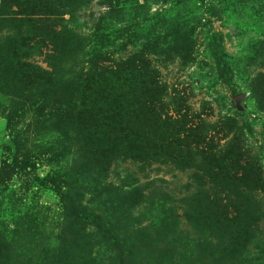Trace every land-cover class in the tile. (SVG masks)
<instances>
[{
	"label": "rangeland",
	"instance_id": "rangeland-1",
	"mask_svg": "<svg viewBox=\"0 0 264 264\" xmlns=\"http://www.w3.org/2000/svg\"><path fill=\"white\" fill-rule=\"evenodd\" d=\"M0 264H264V0H0Z\"/></svg>",
	"mask_w": 264,
	"mask_h": 264
},
{
	"label": "trees",
	"instance_id": "trees-1",
	"mask_svg": "<svg viewBox=\"0 0 264 264\" xmlns=\"http://www.w3.org/2000/svg\"><path fill=\"white\" fill-rule=\"evenodd\" d=\"M68 213L73 220H76V222L78 223H82V220H84V218H86L88 214H90V211L87 209L85 205L82 204V202L78 201L76 202V205H74V202L70 203V206L68 207ZM94 222L95 223H93V226H96V228H102L101 227L102 223L100 218L94 220Z\"/></svg>",
	"mask_w": 264,
	"mask_h": 264
}]
</instances>
